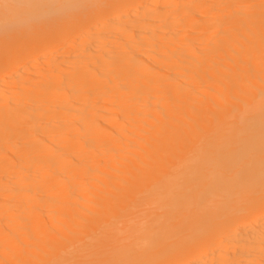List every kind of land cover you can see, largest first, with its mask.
<instances>
[{"label":"bare ground","instance_id":"obj_1","mask_svg":"<svg viewBox=\"0 0 264 264\" xmlns=\"http://www.w3.org/2000/svg\"><path fill=\"white\" fill-rule=\"evenodd\" d=\"M7 36L0 264H264V0H0Z\"/></svg>","mask_w":264,"mask_h":264},{"label":"rangeland","instance_id":"obj_2","mask_svg":"<svg viewBox=\"0 0 264 264\" xmlns=\"http://www.w3.org/2000/svg\"><path fill=\"white\" fill-rule=\"evenodd\" d=\"M17 30H15V34L17 33ZM8 37V36H7ZM12 41H15V37H8V38H4V37H0V50L4 48L5 45H8L9 43H11ZM14 44V43H13Z\"/></svg>","mask_w":264,"mask_h":264}]
</instances>
